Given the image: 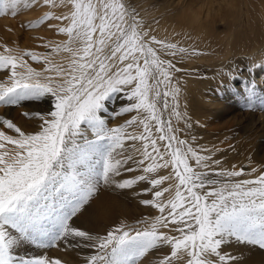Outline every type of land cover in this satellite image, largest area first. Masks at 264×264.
<instances>
[{
	"label": "snow or ice",
	"instance_id": "snow-or-ice-1",
	"mask_svg": "<svg viewBox=\"0 0 264 264\" xmlns=\"http://www.w3.org/2000/svg\"><path fill=\"white\" fill-rule=\"evenodd\" d=\"M22 3L29 6L27 0H0V15H16ZM43 4L58 6L57 0ZM59 5L68 11H47L25 25L63 22L48 25L67 36L46 42L51 52L7 46L0 52V71L6 73L0 106L49 104L22 113L31 130L0 114V264H62L20 251L58 242L89 250L85 264H138L166 247L170 253L157 264H236L226 251L234 244L264 249V168L256 174L255 167L248 172L221 167L222 160L214 158L220 149L188 138L193 125L180 110L175 73L181 69L172 58L197 55V49L151 35L124 0H59ZM60 52L68 56L55 62L51 55ZM25 57L43 62L42 71ZM227 76L236 78L232 72ZM246 88L245 105L252 108L255 81ZM117 101L119 107L110 108ZM259 107L264 110V100ZM131 113L109 126L110 119ZM168 181L174 183L164 187ZM101 185L150 197L140 204L159 214L135 224L121 220L104 234L73 226Z\"/></svg>",
	"mask_w": 264,
	"mask_h": 264
},
{
	"label": "bare ground",
	"instance_id": "bare-ground-1",
	"mask_svg": "<svg viewBox=\"0 0 264 264\" xmlns=\"http://www.w3.org/2000/svg\"><path fill=\"white\" fill-rule=\"evenodd\" d=\"M124 3L138 13L143 27L150 29L151 35L183 47L195 48L198 51L197 55H177L172 58L181 69L180 72L175 73L181 88L180 110L187 111L193 125L192 129L188 130V138L194 135L197 137L196 144L213 151L220 149L214 155L215 159H219L218 156L230 155L232 151L228 145L214 147V135L210 129L238 127L245 134L237 139L242 152L234 161L224 159L221 167L231 168L232 165H236L237 168L244 167L246 172L255 167L258 170L256 174H259V171L264 168V114L243 111L225 117V108L230 110L231 107L228 106L229 99L222 94L226 92V89L233 90V85L237 83L234 79L229 80L227 76V73L232 72L235 77H239L237 89L242 97H244L243 93L247 92L246 85L254 80L255 97L263 96L264 98V89L262 90L263 87L260 86L262 79L264 80V67H253L254 64L264 65V0H124ZM27 4L30 7H25L22 3L16 12V15L20 14L18 18L22 21L29 20L35 15H39L35 19L38 20L47 11L53 12L54 15L68 11V6L59 5V0H57L58 6L54 8L44 5L43 0H29ZM16 15H12L11 11L1 15L0 43L13 50L29 49L30 38L26 29L24 41L18 39L21 30L14 18ZM61 23L63 22L51 19L33 27L32 31L37 37L35 45L37 50H30L44 53L42 48H45L46 42L60 43L66 40L65 34L57 33L54 28L48 27L49 24ZM220 27L223 30L219 31ZM49 50L51 52V49ZM3 51L4 48L0 47V52ZM67 56V53L60 52L52 53L51 58L55 62H62ZM25 59L37 71H42L43 62L31 61L28 57ZM249 69H252L251 72ZM5 75L6 73L0 71V79H3ZM242 104L245 105V102ZM48 107L47 100L25 102L15 107L0 106V114L12 118L18 126L31 130V122L22 113L26 110L42 111ZM111 120L120 122L122 117ZM196 121H199V124ZM113 123L110 124L115 126ZM214 123L221 125L215 127ZM180 126H183L182 123ZM9 134L12 133L9 132ZM128 143L131 142H126V146ZM139 146L137 142V147ZM169 171L170 169L160 170L159 174L167 175ZM169 183L174 181H168L166 185L168 186ZM135 191L138 192L139 188ZM126 193L134 205H130L129 198L125 196ZM97 194V197L85 206L82 214L91 216L89 220H94L91 224L99 230L100 234H104L109 227L121 220L133 224L131 221L138 218L132 217L136 205L141 199L150 198L138 196L130 189L122 190L103 185ZM172 194V192L166 193L165 199ZM61 248L65 252L55 257L60 259L62 264H84L85 257L90 254L89 250L74 249L67 245H62ZM230 252L237 257V264H251L261 254L250 244H234ZM151 253L142 257L140 263L155 264L150 258ZM169 253L170 248L166 247L161 256L154 257L159 259L162 255ZM175 264H183V260H177Z\"/></svg>",
	"mask_w": 264,
	"mask_h": 264
},
{
	"label": "rangeland",
	"instance_id": "rangeland-1",
	"mask_svg": "<svg viewBox=\"0 0 264 264\" xmlns=\"http://www.w3.org/2000/svg\"><path fill=\"white\" fill-rule=\"evenodd\" d=\"M27 1H29V0H27ZM28 7H30V5ZM19 15L20 14H17L14 17V18H16V22H17V24H18V26L20 27V30H21L20 35H18V39L21 40V41H24V34H25L26 30H27L28 31L27 35L30 38V45H29L30 47H29L28 50H30V49L37 50V49H35V48H37L35 46L36 45V38L37 37L35 36V32L32 31V30H34V28L33 27H26L25 25H27L28 23H30V22L34 21L35 19H37L39 17V15L32 16L31 19H29V20L26 19L24 21H22L21 18H18ZM0 18H1V15H0ZM218 30L221 31V30H223V28L220 27ZM5 44L8 45L7 43H5ZM0 47L1 48H4V46H3L2 43H0ZM42 50H43L44 53L50 52V50L49 49H46V48H42ZM201 73L204 75V71H202ZM255 79H257V77H255ZM234 82L236 83V85H233V90H230V89L227 90L226 89L225 90L226 92L222 94L224 97H226L227 99H229L228 106L231 107L230 110H228L227 107L225 108L226 109L225 110L226 112L224 113V116L225 117H229L231 114H233L235 112H243V111H247V112L250 111V112H255V113L259 112V113H263L264 114V110H261L260 107H259L260 101L261 100H264L263 96H260L259 98L258 97H255L256 98L255 99L256 101H254L255 102L254 103L255 108L254 107L248 108V107H246V105H243L242 104V103L245 102V99H246L245 97L247 95L246 94L247 92L246 93H243L244 94V97H242V95L239 93L240 92L239 89H237V85L239 84V77H236L234 79ZM260 86H261V88L263 87L262 88V90H263L264 89V80L263 79H262V81L260 83ZM257 104H258V106H256ZM119 105H120V101H117L116 104L110 105V107L111 108L113 106H116L117 107ZM131 115H135V113L126 114L125 116L122 117V120L120 122L119 121L111 120V121H109V126L113 122H114L113 123L114 125H116L118 123H123V120L130 118ZM214 125H215V127H218L221 124H219V123H216L215 124L214 123ZM111 126H113V125H111ZM140 130L141 129L138 128L137 129V132H139ZM210 131L214 135V147L228 145V146H230V150L232 151L230 155H220V156H218L219 159H221L223 161L224 159L228 158V159H231L232 161H234L240 155V153L242 152V148L240 146V143L237 141V139L239 137L244 136L245 134H243L238 129V127H226L224 129H214V127H213V128L210 129ZM163 186L164 187H167L166 182H165V184ZM118 193L121 194L120 191H118ZM97 195L98 194H96L95 196H93L91 200H94L97 197ZM125 196L129 198L128 193H126ZM128 202L130 203V205L131 204L134 205V203L132 202V200L130 198H129V201ZM82 211H83V209L81 210V213L78 214L79 216L76 217V218H74V220L72 221L73 226H80V227H82L84 229H91L94 232H97V233L100 234L99 230L95 229V227L92 226L91 221H94V220H89L91 218V216H89L88 214H85V215L82 214ZM158 214H159V212H158L157 209L152 208L150 206H145V205H142V204L138 203L136 205V209L132 212V217H138V218H136L134 221H131V222H133V224H135V222L137 220L143 219L145 217H150V216L158 215ZM62 245L64 246L66 244H64L63 242H58V244L55 247H50V248H36V247H33V246H28V247H26L24 249H21L20 251L27 252V254L30 255V256L31 255L42 254V255L48 256L50 258H56L55 256L60 255L63 252H65L61 248ZM253 246L255 247V249H257L258 251H260L261 254L258 255L256 257V259H254L251 262V264H264V249H262V248H260L259 246H256V245H253ZM230 250H231V248L226 249V251H228V252H230ZM48 251H49V253H48ZM51 252H53V253H51ZM162 252H163V250H162ZM162 252L152 251V253L150 254V258L152 260V263L154 261L155 264H157V260L158 259L155 258L154 256H156V255L161 256V253ZM53 254H55V255H53ZM140 262H141V260L138 262V264H141ZM173 264H175V261L173 262ZM236 264H237V260H236Z\"/></svg>",
	"mask_w": 264,
	"mask_h": 264
}]
</instances>
